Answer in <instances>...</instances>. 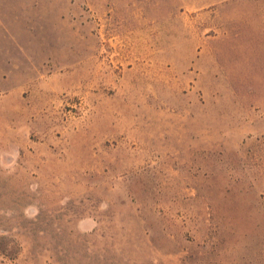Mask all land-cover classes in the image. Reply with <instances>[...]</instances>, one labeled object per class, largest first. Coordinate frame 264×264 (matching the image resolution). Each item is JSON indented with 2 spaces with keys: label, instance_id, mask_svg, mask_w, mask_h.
I'll return each instance as SVG.
<instances>
[{
  "label": "rangeland",
  "instance_id": "rangeland-1",
  "mask_svg": "<svg viewBox=\"0 0 264 264\" xmlns=\"http://www.w3.org/2000/svg\"><path fill=\"white\" fill-rule=\"evenodd\" d=\"M0 264H264V0H0Z\"/></svg>",
  "mask_w": 264,
  "mask_h": 264
}]
</instances>
